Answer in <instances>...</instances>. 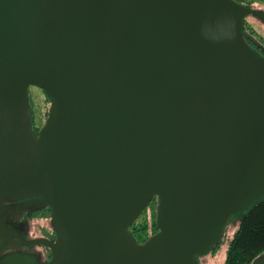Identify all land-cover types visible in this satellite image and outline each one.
Here are the masks:
<instances>
[{"label": "water", "instance_id": "1", "mask_svg": "<svg viewBox=\"0 0 264 264\" xmlns=\"http://www.w3.org/2000/svg\"><path fill=\"white\" fill-rule=\"evenodd\" d=\"M247 16L264 24L235 0H0V207L49 208V264H197L264 197ZM30 87L51 100L36 133Z\"/></svg>", "mask_w": 264, "mask_h": 264}, {"label": "flooded vegetation", "instance_id": "2", "mask_svg": "<svg viewBox=\"0 0 264 264\" xmlns=\"http://www.w3.org/2000/svg\"><path fill=\"white\" fill-rule=\"evenodd\" d=\"M235 1L243 6L248 3L247 1L245 2L242 0ZM245 7L254 8L249 6ZM243 30L246 32L245 27ZM248 43L254 51L264 58V53L260 49L261 47L258 48L252 43ZM37 130L38 128H36V132ZM27 201L28 200L8 202L0 207L2 210L0 219L5 227L12 233L3 245V239L0 238V264L50 263V250L39 241L49 240L53 242L55 236L54 232L52 231V233H48V230L45 229L48 227L46 225L39 230L38 234H33L30 225V221L42 217L44 213H49V208L39 204L28 205ZM31 241L35 243L28 245L25 244V242Z\"/></svg>", "mask_w": 264, "mask_h": 264}, {"label": "trees", "instance_id": "3", "mask_svg": "<svg viewBox=\"0 0 264 264\" xmlns=\"http://www.w3.org/2000/svg\"><path fill=\"white\" fill-rule=\"evenodd\" d=\"M33 131L36 133V128H33ZM144 214L145 211L129 228L130 233L139 243L157 231L155 225L156 211L152 220L147 221ZM237 216H239L237 228L229 239L222 264H250L253 259L264 253V197ZM221 240L222 238L207 253L197 255L196 263L204 255L215 252L219 248Z\"/></svg>", "mask_w": 264, "mask_h": 264}, {"label": "rangeland", "instance_id": "4", "mask_svg": "<svg viewBox=\"0 0 264 264\" xmlns=\"http://www.w3.org/2000/svg\"><path fill=\"white\" fill-rule=\"evenodd\" d=\"M242 1L248 2L247 4H244L245 6L264 10V0ZM244 27L246 29V32L253 36L255 40L264 48V24L251 16H247L244 19ZM28 91V104L30 108V115L32 117V129H39L48 116L51 100L38 88L30 87ZM156 201L157 199L155 198L145 210L144 217L147 221L152 220L153 214L157 210ZM238 218L239 216L236 215V217H233L232 220L226 226L225 231L221 236L222 240L219 248L215 252L208 253L203 257L199 258L197 264H222L225 259V252L228 246L229 239L237 228ZM30 225L33 234H38L39 230L46 225L48 227L44 228L48 230V233H52V231L54 232L52 226L50 225V213H44L42 217L30 221Z\"/></svg>", "mask_w": 264, "mask_h": 264}]
</instances>
